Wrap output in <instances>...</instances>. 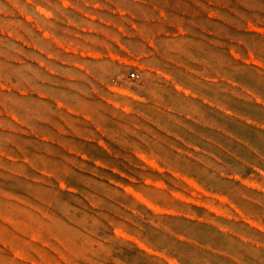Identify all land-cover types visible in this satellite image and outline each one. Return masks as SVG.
Segmentation results:
<instances>
[{"label": "rangeland", "instance_id": "obj_1", "mask_svg": "<svg viewBox=\"0 0 264 264\" xmlns=\"http://www.w3.org/2000/svg\"><path fill=\"white\" fill-rule=\"evenodd\" d=\"M0 264H264V0H0Z\"/></svg>", "mask_w": 264, "mask_h": 264}, {"label": "built area", "instance_id": "obj_2", "mask_svg": "<svg viewBox=\"0 0 264 264\" xmlns=\"http://www.w3.org/2000/svg\"><path fill=\"white\" fill-rule=\"evenodd\" d=\"M130 76H131L132 78H135V77H136V74H135V73H131Z\"/></svg>", "mask_w": 264, "mask_h": 264}]
</instances>
